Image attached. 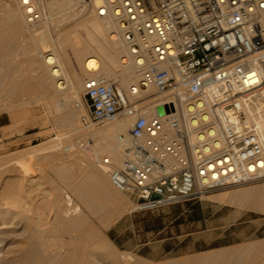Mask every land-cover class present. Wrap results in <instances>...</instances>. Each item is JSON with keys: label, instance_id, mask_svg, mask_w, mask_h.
I'll return each instance as SVG.
<instances>
[{"label": "built area", "instance_id": "built-area-1", "mask_svg": "<svg viewBox=\"0 0 264 264\" xmlns=\"http://www.w3.org/2000/svg\"><path fill=\"white\" fill-rule=\"evenodd\" d=\"M22 5L30 25L44 20L37 1ZM97 15L140 80L89 78L77 108L88 128L131 120L123 164H103L134 212L264 182V0H103ZM161 105L174 110L160 117Z\"/></svg>", "mask_w": 264, "mask_h": 264}, {"label": "rangeland", "instance_id": "rangeland-1", "mask_svg": "<svg viewBox=\"0 0 264 264\" xmlns=\"http://www.w3.org/2000/svg\"><path fill=\"white\" fill-rule=\"evenodd\" d=\"M38 1L43 4L40 6L44 16L47 17L45 22H48V39L50 40L49 46L42 48L43 53L56 52L63 62H66L64 60L66 54L76 62L72 48L64 43L68 37L72 38V36L76 41V28L86 22L90 15L85 14L76 19V11L65 14V10L61 8L62 5L54 7L55 9L50 8L54 0ZM71 33L74 35L71 36ZM10 35L9 30L3 29L1 36L5 40L8 41ZM20 38L13 40L14 42L7 47L11 51H8L9 55L4 61L11 66V80L14 79V82L25 87V93L23 92L22 101L8 108L4 107L0 112V195H4L5 192H12V194L16 192L14 195L19 200L22 199L23 205L27 208V218L22 220L21 216L24 214L20 208L2 207L0 209L4 213L2 217L4 222L11 224L17 221V225L19 223L18 227L15 224L9 225L10 229L4 230L6 233L2 236L4 249L1 252L0 264H15L14 256L8 255L7 249L13 242H24L29 235L28 228L36 225L37 221L38 224L40 217L45 223L49 220L50 227L56 224L53 201L63 191L68 190V177L73 174L74 183L80 177L77 175L76 165L71 167V173L62 172L63 163L71 162L76 158V155L66 153L64 148L72 143L76 147L77 144L81 146L80 144L84 141L82 135L86 130L106 126L97 125L88 128L82 124L81 119L87 111L85 107L77 108V103L82 101L81 104L85 105L83 87L77 88L81 101L71 100L72 98H70L71 102L68 101L75 115L74 126L69 128L62 121L63 113L57 111L55 97L41 96L38 92V75L34 72V62L42 61L41 48L32 50L30 40ZM66 45L67 48L64 47ZM153 98L154 101L165 99L159 94H155ZM81 128L85 131L72 134L73 131H79ZM56 155L60 156V159ZM260 188H264V182L230 187L210 193L201 200L180 203L150 213L134 212L132 201L126 195L119 193L117 207L121 208L120 211H116V206L112 205H102L104 208H99L106 209L112 214L107 228L101 226L97 216L92 215L90 209L81 203L78 204L86 212L87 220L109 240L119 256L131 254L148 264L180 263V261V264H183L184 261L209 256L229 248L264 242L263 210L251 209L233 200L237 193L253 192ZM9 189L12 191H8ZM22 195L23 197H20ZM217 196H226V199L215 200ZM74 199L77 201L76 195ZM194 212L199 219L190 221V215ZM180 219L183 221L178 224ZM59 235L66 240L71 238L66 233Z\"/></svg>", "mask_w": 264, "mask_h": 264}, {"label": "bare ground", "instance_id": "bare-ground-1", "mask_svg": "<svg viewBox=\"0 0 264 264\" xmlns=\"http://www.w3.org/2000/svg\"><path fill=\"white\" fill-rule=\"evenodd\" d=\"M35 1L39 3L38 0ZM39 4L43 6L42 3ZM102 4L103 0H54L52 2L50 8L62 5L61 8L65 10V14L76 11V19L85 14L90 15L87 18L88 21L85 20L86 22L76 28V41L72 36L74 34L71 33L72 38L68 37L64 43L69 44L72 48L76 62L75 59L65 53L64 60L66 62H63L56 52L50 54L45 51L43 53L42 48L49 46L50 40L48 39V22H45L47 17L44 16L40 5L39 9L44 20L35 26L30 25L26 20L22 0H0V112L4 107L8 108L14 103L22 101L25 89L20 83L14 82V79L11 80V66L7 65V62L4 63L11 51L7 47L18 37L28 38L32 50L41 48L42 61L36 60L34 62V72L38 75V92L41 96L51 95L55 97L57 100L56 109L63 113L61 119L69 128L74 126L75 115L70 109L68 101L71 102L73 99L81 101L77 88H84L87 79L101 76L118 81L126 89L139 82L140 76L135 66L126 65L123 61L125 49L120 39L113 35L114 23L97 15V8ZM3 29L9 30L11 33L8 36V41L1 36ZM64 47L67 48V45ZM152 92L154 90L150 91V93ZM70 98L72 99L70 100ZM166 101L165 98L162 101H156V103H165ZM81 102L79 103L81 104ZM258 109H264V105ZM152 115L150 112L149 116ZM130 123V119H120L101 128H92L86 131L81 128L79 131L72 132L75 134L85 131L82 135L83 140L85 141L88 137L90 145L87 148H81L78 144L76 147L72 143L64 148L66 153L76 155V158L71 162L63 163L64 170L62 172L69 174L71 167L76 165V172L80 177L76 179V183L73 182L75 179L73 174L68 177V190L65 189L67 191H63L53 201V208L56 210V224L50 227V225L48 226L49 220L45 223L40 217L38 224V221L35 220L36 225L29 228L27 226L28 231L25 229L29 235L24 242L10 244L7 254L14 256L13 262L15 264H148L131 254L119 256L109 240L87 220L86 212L78 204L81 203L90 209L91 214L97 216L104 228L108 227L112 214L106 209L99 208H104L102 205H112L116 206V211L121 210L119 206L117 207L121 192L113 187L108 173L109 169L103 164V160L105 158L111 159L114 168H119L123 164L124 145L120 142L119 135L128 134ZM56 157L60 159V156L56 155ZM12 188L14 187L12 186ZM14 194L5 192L4 195H0V209L2 207L20 208L24 214V216L20 215L22 220L26 219L27 208L23 205V200H19ZM73 194L76 195L78 202L75 201ZM214 199L224 201L226 196H217ZM233 200L240 205H247L251 209L263 210L264 212V188L253 192L237 193ZM2 217H4V213L0 210V262L2 260L1 252L4 249L2 236L5 235L7 229H10L9 225H17V221L10 224L4 222ZM61 233L69 234L71 238L69 240L63 239L59 235ZM183 264H264V242L259 241L245 246L229 248L209 256L184 261Z\"/></svg>", "mask_w": 264, "mask_h": 264}, {"label": "water", "instance_id": "water-1", "mask_svg": "<svg viewBox=\"0 0 264 264\" xmlns=\"http://www.w3.org/2000/svg\"><path fill=\"white\" fill-rule=\"evenodd\" d=\"M170 110H174L173 109V107H171V109H170V107H168V106H163V105H161V106H159L158 108H157V112H158V115L160 116V117H165L166 115H167V113H169L170 112Z\"/></svg>", "mask_w": 264, "mask_h": 264}, {"label": "trees", "instance_id": "trees-1", "mask_svg": "<svg viewBox=\"0 0 264 264\" xmlns=\"http://www.w3.org/2000/svg\"><path fill=\"white\" fill-rule=\"evenodd\" d=\"M198 219L199 218L197 217V214H195V212L192 213V215H190V221H196ZM182 221H183V219H180V221L178 222V224L181 223Z\"/></svg>", "mask_w": 264, "mask_h": 264}]
</instances>
